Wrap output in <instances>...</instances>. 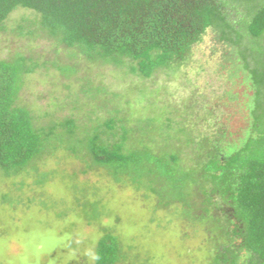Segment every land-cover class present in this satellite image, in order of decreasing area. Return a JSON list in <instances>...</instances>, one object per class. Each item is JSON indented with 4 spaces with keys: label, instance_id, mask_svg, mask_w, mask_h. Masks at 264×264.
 Masks as SVG:
<instances>
[{
    "label": "trees",
    "instance_id": "1",
    "mask_svg": "<svg viewBox=\"0 0 264 264\" xmlns=\"http://www.w3.org/2000/svg\"><path fill=\"white\" fill-rule=\"evenodd\" d=\"M16 11L24 14L12 20ZM208 30L238 49L253 87L250 137L227 156L180 112L130 119L118 103L109 110L98 100L104 88L80 79V66L97 64L144 82L179 66ZM0 33L27 41L0 59V182L20 180L0 189V206L14 209L24 179L43 188L55 171L45 165L61 154L82 161L83 174L143 187L156 209L179 219L182 240L197 239L199 264H264V0H0ZM40 41L50 48L39 56ZM36 74L65 81L72 100L48 112L26 105L21 92ZM73 204L80 220L98 222L99 199L83 192ZM100 231L93 264H136L130 245Z\"/></svg>",
    "mask_w": 264,
    "mask_h": 264
},
{
    "label": "rangeland",
    "instance_id": "2",
    "mask_svg": "<svg viewBox=\"0 0 264 264\" xmlns=\"http://www.w3.org/2000/svg\"><path fill=\"white\" fill-rule=\"evenodd\" d=\"M22 14L16 11L11 19ZM26 45L23 39L0 33V59L9 58ZM36 46L34 52L39 56L41 49L50 48L43 41ZM49 55L53 56L51 52ZM80 69V79H88L93 86L107 91L98 100L106 99L109 110L118 103V109L126 110L130 119L142 115L144 120L150 116L159 120L168 112H173V117L180 112L182 117L177 118L194 125L196 135L217 140L224 156L250 137L253 87L249 75L238 49L221 41L213 30L206 31L179 66L158 70L144 82L111 66L92 64ZM29 80L21 95L24 103L36 110L57 111L58 105L72 100V90L68 95L63 80L53 82L41 74ZM89 110L82 108L78 118ZM58 111V116L69 113L67 109ZM45 167L55 171L43 188L33 187L31 179H24L22 193L12 195L14 209L0 206V264H93V247L100 230L106 227L132 247L136 264L145 263V259L147 264L200 263L197 239L182 240L179 219L170 211L156 209L143 187L136 190L115 185L101 171L83 174L86 165L82 161L61 154ZM72 174L76 177L71 178ZM19 181L0 182V189L13 190L12 183L17 185ZM83 192L89 199L101 201L98 222L92 225L74 213V200ZM28 199L34 202L29 204Z\"/></svg>",
    "mask_w": 264,
    "mask_h": 264
}]
</instances>
